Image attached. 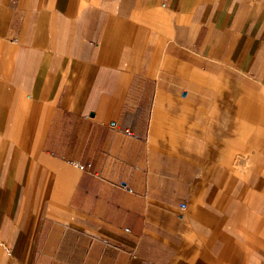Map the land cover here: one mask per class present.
Masks as SVG:
<instances>
[{"label":"crops","instance_id":"obj_1","mask_svg":"<svg viewBox=\"0 0 264 264\" xmlns=\"http://www.w3.org/2000/svg\"><path fill=\"white\" fill-rule=\"evenodd\" d=\"M0 264H264V0H0Z\"/></svg>","mask_w":264,"mask_h":264},{"label":"built area","instance_id":"obj_2","mask_svg":"<svg viewBox=\"0 0 264 264\" xmlns=\"http://www.w3.org/2000/svg\"><path fill=\"white\" fill-rule=\"evenodd\" d=\"M78 167H79V169H81V170H84V169H85L84 166H78ZM87 167H89V165H88Z\"/></svg>","mask_w":264,"mask_h":264}]
</instances>
